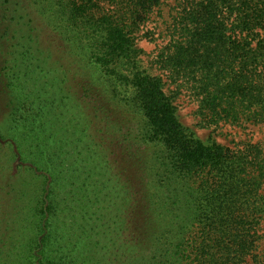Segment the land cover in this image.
Masks as SVG:
<instances>
[{
	"label": "trees",
	"instance_id": "trees-1",
	"mask_svg": "<svg viewBox=\"0 0 264 264\" xmlns=\"http://www.w3.org/2000/svg\"><path fill=\"white\" fill-rule=\"evenodd\" d=\"M162 1L0 0V264L252 254L262 151L187 133L137 67L133 34ZM176 24L162 67L203 123L264 124V0L192 2Z\"/></svg>",
	"mask_w": 264,
	"mask_h": 264
},
{
	"label": "rangeland",
	"instance_id": "rangeland-1",
	"mask_svg": "<svg viewBox=\"0 0 264 264\" xmlns=\"http://www.w3.org/2000/svg\"><path fill=\"white\" fill-rule=\"evenodd\" d=\"M200 0H163L134 32L133 44L140 71L150 77L159 78L163 84V91L171 96L176 114L187 133L193 134L202 141L211 139L229 149H243L247 145H255L264 155V124L228 123L219 122L215 125L204 124L198 115V100L194 93L180 79L168 77V71L162 67L161 56L169 48L171 41L176 37L174 28L177 25L178 15L183 6ZM174 78V77H173ZM112 88L104 96L109 100L107 106L111 108L115 101ZM112 112L115 109L112 107ZM112 114L114 121L115 115ZM124 119V114L115 113ZM263 212L256 227V246L251 255L245 258L242 264H264V178L260 188Z\"/></svg>",
	"mask_w": 264,
	"mask_h": 264
}]
</instances>
